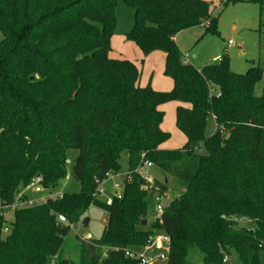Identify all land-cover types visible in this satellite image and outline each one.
Here are the masks:
<instances>
[{"label": "trees", "instance_id": "trees-1", "mask_svg": "<svg viewBox=\"0 0 264 264\" xmlns=\"http://www.w3.org/2000/svg\"><path fill=\"white\" fill-rule=\"evenodd\" d=\"M125 1L135 17L126 39L145 57L165 54L172 89L141 86L135 62L110 57L118 0H0V204L31 198L36 177L42 190L68 176L81 184L14 210L11 221L0 214V264H53L55 257L74 264L62 247L69 224L91 206L106 212V227L101 238L81 242L80 264H139L125 250L141 249L158 232L170 241L166 264H195L192 249L203 264H224L232 252L241 264H264V87L255 91L264 63L245 73L233 71L226 55L200 69L184 63L179 32L206 26L217 33L206 0ZM210 85L221 96H211ZM174 101L186 142L164 149L170 134L159 107ZM212 116L217 128L206 137ZM124 153L127 178L108 204L94 194L121 170ZM145 161L187 184L149 230L142 222L152 197L138 172Z\"/></svg>", "mask_w": 264, "mask_h": 264}, {"label": "rangeland", "instance_id": "rangeland-1", "mask_svg": "<svg viewBox=\"0 0 264 264\" xmlns=\"http://www.w3.org/2000/svg\"><path fill=\"white\" fill-rule=\"evenodd\" d=\"M211 4L213 15L218 17L217 33L206 31V26H196L185 29L177 34V43L183 53V61L202 68L208 64H216L222 60L224 55L229 59L230 67L237 73H245L250 67L262 66L264 63V0H206ZM116 27L112 37V55L116 58L128 59L142 69V82L144 86L152 88L168 89L170 83L173 88V81L164 74L165 60L161 52H154L149 56H143L141 50L131 41L126 39V33L131 30L134 24V10L125 0H118L116 9ZM1 36V34H0ZM229 40L233 45H228ZM227 50V51H226ZM264 87V76L262 81L256 85V93L261 94ZM170 88V89H171ZM164 91V90H163ZM176 102H169L161 105L164 111L163 128L170 134L166 142L167 149L181 148L185 142V135L176 126L175 109ZM215 124L208 119L205 131L206 137L215 131ZM228 132H222L227 136ZM202 151H205L203 148ZM147 171L155 181L166 183L169 187L168 199L178 196L185 191L187 184L166 174L157 166L148 168ZM127 176V155L124 153L121 158V170L112 174L102 183L104 193L103 200L114 195L121 194L122 184ZM81 184L73 177L61 182L58 187L51 190L30 192L31 198H49L55 193L78 192ZM14 212L6 213L7 221L13 220ZM155 203L151 200L148 203L147 225L145 229H151L152 223L159 218ZM90 222L85 224V219ZM241 226H247L251 222L248 219L234 217ZM107 214L102 209L91 206L85 217L75 224V228L65 237L61 257L70 260L74 264H80L82 236L91 234L94 239L101 238L106 227ZM158 235H164L161 232ZM165 236V235H164ZM169 241V239H166ZM168 249L167 247H164ZM224 264H241L237 254H229ZM188 260L195 264H203V256L197 249L189 252ZM154 264H166L164 261H157Z\"/></svg>", "mask_w": 264, "mask_h": 264}, {"label": "built area", "instance_id": "built-area-1", "mask_svg": "<svg viewBox=\"0 0 264 264\" xmlns=\"http://www.w3.org/2000/svg\"><path fill=\"white\" fill-rule=\"evenodd\" d=\"M228 45H233V41L229 40ZM227 51V50H226ZM210 90V95L213 96L214 94L219 97L221 96V92L214 86L209 87ZM212 119L214 120L215 123V129L217 128V123H216V118L215 116H212ZM69 164L70 162L67 161ZM153 163L149 161H145L139 168L138 172L141 173L142 177L145 180V185L144 189L149 190L150 195L152 197V200L155 203L156 211L160 215V217L164 213V209L166 206V201L168 199V193H163L161 188L156 184V181L151 177L149 172L147 171L148 168L153 167ZM109 178V177H108ZM41 177H36L32 181V185L28 188V190L31 191H36L37 187L41 186ZM102 183L100 184L99 188L97 189L96 193L94 196L98 199H102L101 196L103 195L104 191L101 188ZM119 195V194H117ZM63 193H55L53 195H50L49 197H62ZM47 198L45 199V201ZM43 198H29L25 201L22 200H17V202L13 204H7V203H2L0 204V214H3L6 217V213L20 209V208H25V207H31L34 205L41 204L43 202ZM104 201H106L108 204L112 203V197L107 198ZM58 220L61 223L64 224H69L66 217L62 214L58 216ZM70 229L73 230L75 228V224H69ZM8 232V228H4V233ZM82 241L86 242H91L93 240V237L91 234H87L85 236H82ZM166 239H168L164 235H157L154 238H150L148 243L143 246L141 249L134 250V249H126L125 250V255L129 258L136 259L139 261V264H154L157 261H164L167 262V252H165L166 248H164V243L166 242ZM57 257H55V260L53 264H55ZM228 257L226 256L224 258V262H227Z\"/></svg>", "mask_w": 264, "mask_h": 264}, {"label": "crops", "instance_id": "crops-1", "mask_svg": "<svg viewBox=\"0 0 264 264\" xmlns=\"http://www.w3.org/2000/svg\"><path fill=\"white\" fill-rule=\"evenodd\" d=\"M176 37H177V35H176ZM175 37V40H176V43H177V38ZM178 44V43H177ZM179 46V45H178ZM180 48V47H179ZM181 50V49H180ZM112 52V51H111ZM162 53V52H161ZM163 54V57H164V60H165V54L164 53H162ZM112 55V53H110V57H112V58H116V57H113V56H111ZM149 56V55H148ZM147 57V56H146ZM117 59H122V58H117ZM185 63V62H184ZM186 64H189V63H186ZM137 65V64H136ZM192 65V64H191ZM194 66V65H193ZM139 68V67H138ZM198 68V67H197ZM140 70H141V73H142V69L141 68H139ZM198 69H200V68H198ZM140 85L141 86H144L143 85V82H142V75H141V79H140ZM172 87V84L170 83V86H169V88L167 89H158V88H154L155 90H158V91H168V90H170V88ZM172 89V88H171ZM175 102V101H174ZM177 103V105H176V109H177V107L179 106V104L180 103H178V102H176ZM160 109H161V106L159 107ZM176 109H175V117H176ZM162 110V109H161ZM210 119H212V118H210ZM212 121L214 122V120L212 119ZM215 124V123H214ZM162 129L164 130V131H166L164 128H163V124H162ZM167 132V131H166ZM215 132V131H214ZM162 147L164 148V149H167V147H166V142L162 145ZM126 178H127V176H126ZM38 191H42L41 189H39V187H37V189H36V191H33V192H38ZM27 193H30L31 192V190H27L26 191ZM89 222H90V219H89ZM88 222V223H89ZM165 252H167V250L165 251Z\"/></svg>", "mask_w": 264, "mask_h": 264}, {"label": "water", "instance_id": "water-1", "mask_svg": "<svg viewBox=\"0 0 264 264\" xmlns=\"http://www.w3.org/2000/svg\"><path fill=\"white\" fill-rule=\"evenodd\" d=\"M39 189H41L42 190V186H39ZM88 222H89V218H86L85 219V224H88ZM147 220H144L143 222H142V224L143 225H147ZM164 247H167L168 249H169V247H170V241H166L165 243H164Z\"/></svg>", "mask_w": 264, "mask_h": 264}]
</instances>
